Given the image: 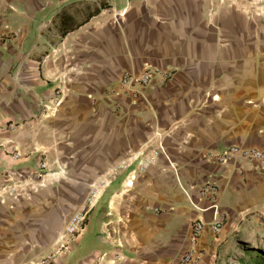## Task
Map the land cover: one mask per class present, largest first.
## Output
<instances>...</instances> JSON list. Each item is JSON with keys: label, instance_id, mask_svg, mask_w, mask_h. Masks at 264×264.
<instances>
[{"label": "crops", "instance_id": "crops-1", "mask_svg": "<svg viewBox=\"0 0 264 264\" xmlns=\"http://www.w3.org/2000/svg\"><path fill=\"white\" fill-rule=\"evenodd\" d=\"M151 65L171 79L120 87ZM232 144L264 147V0H0V264H174L214 218L209 180L224 225L197 264L247 262L264 169L208 159Z\"/></svg>", "mask_w": 264, "mask_h": 264}, {"label": "built area", "instance_id": "built-area-1", "mask_svg": "<svg viewBox=\"0 0 264 264\" xmlns=\"http://www.w3.org/2000/svg\"><path fill=\"white\" fill-rule=\"evenodd\" d=\"M172 75L173 71L169 68H162L157 65H151L142 69L138 73L124 71L120 76L119 85L122 89L131 87L144 89L153 84L164 85L171 79ZM137 92L138 91L135 90V97L138 94ZM154 154L157 155L158 151H154ZM208 159L218 164H225L228 162H234L238 164L242 162H250L255 166L264 169V147L258 148L232 144L224 149L221 153L209 154ZM149 165L150 161L146 159V161L141 163L140 170H146ZM46 167V161L41 160L39 162V168L46 169ZM107 186L108 182L106 179H104L103 181L99 182L96 187L89 191L83 206L78 211H76L67 222L62 242L60 243V249L67 246L76 238L78 234H80L84 230L89 215L99 204L103 196L104 189ZM217 193L218 186L214 180H209L202 185L200 189L201 197L210 200L211 203L209 208L214 210V218L211 222L208 223L201 219H197L192 223L191 231L189 234V248L177 259V261H175L174 264H197L199 257L197 255L196 243L204 228L208 226L214 233L220 232L223 228V217L217 211Z\"/></svg>", "mask_w": 264, "mask_h": 264}, {"label": "rangeland", "instance_id": "rangeland-1", "mask_svg": "<svg viewBox=\"0 0 264 264\" xmlns=\"http://www.w3.org/2000/svg\"><path fill=\"white\" fill-rule=\"evenodd\" d=\"M257 240L259 241L260 244H258V247L255 248V250H251L250 254H247L249 260L247 262H244L243 264H264V236L258 237ZM52 256H54V254H51V257Z\"/></svg>", "mask_w": 264, "mask_h": 264}, {"label": "trees", "instance_id": "trees-1", "mask_svg": "<svg viewBox=\"0 0 264 264\" xmlns=\"http://www.w3.org/2000/svg\"><path fill=\"white\" fill-rule=\"evenodd\" d=\"M66 32V30L64 31V33Z\"/></svg>", "mask_w": 264, "mask_h": 264}]
</instances>
